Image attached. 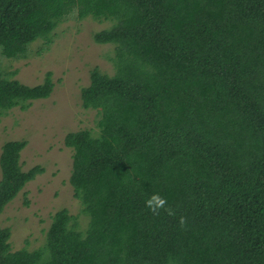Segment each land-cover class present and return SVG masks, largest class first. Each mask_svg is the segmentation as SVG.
<instances>
[{"label":"trees","instance_id":"trees-1","mask_svg":"<svg viewBox=\"0 0 264 264\" xmlns=\"http://www.w3.org/2000/svg\"><path fill=\"white\" fill-rule=\"evenodd\" d=\"M71 13L113 22L92 37L113 73L93 67L80 92L97 134L64 136L87 226L59 209L33 250L0 226V264H264V0H0V54L49 45ZM53 87L0 75V120ZM25 144L1 146L0 213L43 171L22 169Z\"/></svg>","mask_w":264,"mask_h":264},{"label":"rangeland","instance_id":"rangeland-1","mask_svg":"<svg viewBox=\"0 0 264 264\" xmlns=\"http://www.w3.org/2000/svg\"><path fill=\"white\" fill-rule=\"evenodd\" d=\"M112 23L91 17L79 20L71 13L54 29L49 45L37 39L29 45L27 57L20 59L0 54V75L32 86L49 72L54 85L49 97L26 109H10L0 120V152L5 141L25 140L22 169L43 168L0 213V226L10 230L11 250L42 248L51 215L62 208L73 216L77 229L87 226L88 216L69 183L72 150L64 145V136L80 129L97 134L98 111L82 107L80 92L93 67L113 73V45L97 44L92 38Z\"/></svg>","mask_w":264,"mask_h":264},{"label":"clouds","instance_id":"clouds-1","mask_svg":"<svg viewBox=\"0 0 264 264\" xmlns=\"http://www.w3.org/2000/svg\"><path fill=\"white\" fill-rule=\"evenodd\" d=\"M145 204L153 212H157L162 208L167 210L165 199L159 196L158 194H153L150 198L145 201Z\"/></svg>","mask_w":264,"mask_h":264}]
</instances>
